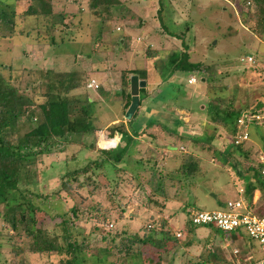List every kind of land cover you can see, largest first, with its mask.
Returning <instances> with one entry per match:
<instances>
[{
    "label": "rangeland",
    "instance_id": "obj_1",
    "mask_svg": "<svg viewBox=\"0 0 264 264\" xmlns=\"http://www.w3.org/2000/svg\"><path fill=\"white\" fill-rule=\"evenodd\" d=\"M6 1L8 5L15 8L16 12L27 9L29 5L27 1ZM121 1L126 2L124 8L117 6L108 11L105 7H101L102 17L108 22L105 25L106 29L114 28L110 37H103V40L112 41L113 38L120 37V32H122L126 37L127 46L125 50L118 52L115 47L112 50L103 44V51H100V54H94L91 58L95 59L96 57V63H91L90 59H84L83 56H76L72 59L67 55H54L51 47L47 44L50 37L55 36L57 41L63 39L67 42L88 44L90 48L87 46L85 48L87 51L92 48L90 41L98 39L100 36V24L90 16L88 0H52L54 13H65L63 22L65 27L58 25L59 28H55L54 32L49 29L46 31L48 20L44 16L40 15L38 18L28 16L25 19H16L13 35L0 37V73L5 79L16 86L18 85L22 90L27 88L26 93L33 95L32 87L30 88L28 85L36 83L38 70L55 68L57 71L72 69L84 71V86L81 85L79 89L71 93L86 95L96 103L93 105L92 111L95 117L94 124L99 128L97 133L84 139H81L78 134L71 135L68 139L63 140L66 142L54 149L51 154L39 156L35 163L37 183L28 186L31 190L48 193L55 189L58 190L64 183L69 188V192L62 191L60 198L56 196L53 198L52 205L49 206L51 208H47L46 214L38 213L37 215L39 226L50 232L61 233L57 227L61 221L57 217L58 213L69 212L74 202H79L82 209L97 205L99 213H102L96 220L84 223L83 218L82 222L78 221L75 224L86 235L91 233L92 227H94L92 224L95 221L100 224L103 230L109 229L118 233L124 230L143 233L147 225L158 226L160 223V214L151 207L152 203L149 200L152 198L151 194L144 186L138 188L140 185H136L128 173L120 172L115 177L111 176V179H108L99 169L96 172L101 173L100 176L98 175L95 180L91 181L90 179L76 181L69 178L70 176H64V179L61 177L66 172L82 168L99 156L95 148H85L84 144H94L97 149L112 150L115 148L116 145L112 146L113 143L105 146L101 139L117 141V137L120 135L117 132L111 134L108 125L118 122L113 123L110 120L115 118L127 120L121 115V102L119 94L116 92V89L120 87L122 70L139 67L142 69L146 66L149 94L144 99L145 104L141 109V113L146 119L142 124L141 115L137 121V124H142V127L146 125V122H150L148 124L159 122L169 129L181 131L185 128L184 125H197V128L191 129L190 133L204 131L205 134L211 135L218 128L212 130L213 125L208 123L203 127L204 111L209 100L208 93L212 94V97L218 91L220 92L218 96L225 100H232L238 106L247 102V90L248 92L257 90L258 92L253 94L254 99L264 100V38L262 37L264 26L260 24L259 20L252 17L256 9L255 4L243 7V4L239 6L226 0ZM33 4L37 5L36 2ZM158 8H160V15L159 12L157 13ZM240 9L243 10L242 13L249 11L251 17L248 19L243 16ZM141 19L146 22L144 23ZM117 27H120V30ZM186 28L188 31H186L185 40L192 47L193 53L197 52L195 60L211 64L212 70L215 71L219 79L218 84L227 85L224 89L218 88L212 93L207 90L205 84H202L198 76L195 75L196 82L191 85L187 82V76L172 71L167 61L169 51L171 49L179 51L180 41L176 35L184 32ZM158 33H163V35L160 37ZM165 37L170 39L172 44L163 39ZM43 42L45 45L42 44ZM161 44L167 45L169 48L152 57L147 47L161 48ZM195 47L196 50L198 49L197 51ZM248 54L254 57V61L252 63L240 62L239 59ZM90 78H93L98 84L100 83V87L106 88L109 92L108 95L97 92L100 88L86 89L85 83ZM158 89L159 92H156ZM35 101L39 103L42 102V99L36 96ZM34 109L36 110V108ZM152 111H156L157 114L150 115ZM30 126L27 122L20 125V133L27 131ZM249 132V142H244L240 148L238 147L240 154L233 160H226V156L220 154L219 143L216 144L215 141L212 146L216 151L192 148L202 159L200 166L202 175L197 178V185L186 187L178 192L174 190L175 187L170 186L167 191L171 202L165 205L164 216L170 217L169 215L173 213V216L176 217L175 220L171 218H167V220L173 236L180 245L163 255L162 264H168L171 259L174 264H195L198 259L200 260V253H204V251L199 243L188 248L183 245L185 241L192 239L187 228L190 213L198 209H217L218 202L223 203L229 198V195L221 190L222 182L227 179V168L237 172V174L235 173L237 178L253 170V167L258 169L257 154L261 151L264 152V126H252ZM148 135H155L154 141H169V144L176 146L173 137L167 136L166 138L159 127H150L145 130L142 139L149 141ZM220 136L219 141H224L227 135L222 131ZM80 141L84 144H81ZM142 146L144 147V144ZM179 149L184 150L182 146ZM232 149H235L234 152L237 153L235 146L232 145ZM158 155V161L162 164L165 174L173 172L177 165L176 160L172 158L174 154L161 150V154ZM137 156L139 155L137 154ZM122 179H125L126 183H122ZM144 180L141 184L144 183ZM171 182L178 183L172 180ZM230 198H237L236 193L233 192ZM257 207L259 209L254 208L257 213L264 210V190ZM180 213L183 214L180 215ZM102 215H106L105 219L100 218ZM178 219L184 224V227L180 229L183 225H174V227H179V230H175L171 223H179ZM190 223L197 227L194 228L195 230L200 231L195 234V241L196 238L202 239L206 236L207 228L194 225L191 221ZM180 230L182 236L178 238L175 232ZM240 234L247 242L250 252L246 251V248L240 247L241 253L238 252L235 257V254L230 251V246L233 243L231 242L230 246L225 247L222 246L223 239H220L221 258L209 257L210 260H213L211 264H233L232 260H243L248 254L255 258L262 257L259 244L250 239L244 231H240ZM88 236L93 247L101 245L99 235L90 234ZM217 238L219 239L220 236L218 235ZM78 240H81V237ZM29 242V238L16 235L0 218V264H21L23 257L26 258L25 264H67L72 258L69 252L32 253L29 251ZM114 260V257L109 256L107 260L98 262L95 258L88 257L87 264H109L108 261Z\"/></svg>",
    "mask_w": 264,
    "mask_h": 264
},
{
    "label": "trees",
    "instance_id": "obj_2",
    "mask_svg": "<svg viewBox=\"0 0 264 264\" xmlns=\"http://www.w3.org/2000/svg\"><path fill=\"white\" fill-rule=\"evenodd\" d=\"M14 1H27L29 5L27 9L16 12L15 8L8 5L6 0H0L1 38L6 35H13L16 19H25L28 16L35 18L40 15L44 16L48 20L46 31L49 29L54 32L56 31L55 28H59L58 25L65 27L63 25L65 13H54L52 0ZM227 1L239 6L243 4V7L255 4L256 9L252 17L259 20L260 24L264 26V0H249L250 4H247L248 0ZM33 2H36L37 5H34ZM87 4L90 16L94 18V21H99L100 36L98 39L90 41L92 48L89 51L85 50L88 44H77L63 41V39L57 41L55 36H51L47 44L51 47L54 55H67L72 59L76 56H83L84 59H90L91 63H96V57L95 59L91 58L94 54H100V51H103V44L109 46L112 50L115 47L118 52L125 50L127 43L122 32H120V37L113 38L112 41L103 40V37H110L114 28L106 29L105 25L108 22L102 17L101 7H105L106 10L110 11V9L117 6L124 8L126 2L121 0H88ZM158 12L160 15V8H158ZM240 12L248 19L251 17L249 11L242 13L243 10L240 9ZM117 29L120 30V27H117ZM163 30L165 31V29ZM186 31H188L187 28L184 32L176 35L180 41L179 51L175 49L169 51L167 61L172 71L185 76L196 75L199 79L203 78L207 90L212 91V93L218 88L224 89L227 85L218 84L219 79L215 71L212 70L213 66L211 64L202 61H191L193 50L185 40V37H187ZM262 37L264 38V34H262ZM88 47L90 48V46ZM147 48H149L152 57L158 55V49L151 46ZM106 51L109 50L106 49ZM84 73V71L76 69L70 71H57L55 68L38 70V80L34 85H28V87H32L33 95L26 93L27 88L22 90L18 85L16 86V84L14 85L11 81L5 79L0 73V218L16 235H22L30 239L28 245L29 251L32 253H71L72 258L67 264H87L88 257L103 262L109 256L115 259L114 261H108L109 264H162L163 255L180 245L173 236L167 220V218L173 216V213L169 215L170 217L164 216L165 205L171 202V198L167 196V191L170 186L175 187L174 190L178 192L186 187L197 185L196 180L202 175L200 168L202 159L192 148L197 147L216 151L212 143L215 141L218 144L217 142L221 138L220 133L223 131L227 135L224 140L227 141L226 150L231 154L234 153L235 149H232V145L237 149L241 145H235L233 142V137L237 132L236 121L238 117L244 110L263 108L264 100L254 99L253 94L257 93V90L252 92L247 90V102L238 106L232 100H225L223 97L218 96L220 94L218 91L212 97V94L208 93L209 100L204 111L205 118L209 124L213 125L212 130L218 128L216 132L208 135L204 131L200 132L201 134L190 133L192 132L191 129L197 128L196 125H184L185 128L181 131L169 129L159 122L155 124L146 122L144 127H136L137 125L135 126L133 123L137 122L135 118L139 115L144 99L148 96L147 86L140 88L139 107L132 118L126 120V122L122 119L116 124L108 125L111 134L117 132L120 135L118 145L112 150H105L97 149L94 144L85 145L82 142L83 140L80 141L85 148H95L99 156L89 161L82 168L66 172L61 177L64 179V176H70L69 178L76 181L87 179L91 181L95 180L101 173L108 179H111V176L115 177L120 172L128 173L132 181L136 185H140L138 188L144 186L147 192L151 194L152 198L149 199L152 203L151 207L160 214V223L158 226L147 225L143 233L131 230L118 233L109 229L103 230L100 224L95 221L92 224L94 227L88 235H99L101 245L93 247L89 241V236L82 233L75 224L78 221L82 222L83 218L84 223L99 218L102 213H99L100 210L97 205L82 209L79 202H74L69 212L58 213L57 217L61 221L57 227L61 233L50 232L39 226L37 215L38 213L46 214L47 208L52 205L53 198L55 196L60 198L62 191L69 192V188L64 183L58 190L38 193V191L31 190L28 187L37 183L35 163H37L39 156L51 154L54 149L66 142L63 140L68 139L71 135L78 134L81 139H84L93 133H97L99 129L94 124L95 117L92 111L93 105L96 104L95 101L90 100L86 95H73L71 93L79 89L81 85L84 86ZM132 75H137L139 79L145 81L148 78L146 68L121 71L120 87L116 89V92L119 94L122 107L121 115L123 117L131 103L130 77ZM92 79H87L86 89ZM99 84L97 89H100L97 92L108 95L107 89L100 87ZM36 96H39L42 102L37 103L35 101ZM26 122L31 125L30 128L24 133H20V125ZM128 124L130 128L127 126ZM155 126L159 127L166 138L167 136L173 137L176 146L175 144H169V141L164 144L154 141L156 139L155 135H148L149 141L142 139L144 131ZM104 144L108 146L109 142L104 141ZM181 145L184 150L179 149ZM162 149H165L166 153L174 154L172 158L177 162L175 170L168 174H165L157 157L158 154H161ZM219 152L220 154L224 153ZM225 158L226 160L234 159L231 156ZM257 168L253 167L256 176L255 184L249 183L245 188V197L249 202H251V196L256 187L264 189V181L260 176L258 166ZM99 169L101 173L96 172ZM122 180V183H126L125 179ZM143 180L144 183L141 184ZM171 180L178 183L173 184ZM220 204L219 208H223L225 205L221 202ZM176 212L178 213V210ZM105 216L102 215L100 218L105 219ZM199 226L207 228L208 232H206L204 238H196L195 241V234L199 230L194 229L197 227L192 226L189 219L187 228L192 239L185 241L183 245L188 248L199 243L203 247L204 253H200V260L198 259L195 264H211L213 260H210L209 257L213 259L221 258L220 239L224 240L231 237L232 234H236L238 231L223 232L211 225ZM218 235L220 236L219 239L217 238ZM79 237H81V240H78ZM22 261L25 264L26 258L23 257ZM168 264H174L173 260H169Z\"/></svg>",
    "mask_w": 264,
    "mask_h": 264
},
{
    "label": "built area",
    "instance_id": "obj_3",
    "mask_svg": "<svg viewBox=\"0 0 264 264\" xmlns=\"http://www.w3.org/2000/svg\"><path fill=\"white\" fill-rule=\"evenodd\" d=\"M247 4H250L249 0ZM254 57L246 55L240 58L242 63H252ZM189 83H195L194 77L188 79ZM90 89H97L98 83L92 79L88 85ZM237 132L233 137L235 145L242 144L249 139V128L253 125L264 126V107L257 110H244L237 119ZM257 166L264 181V152L257 155ZM240 195L236 200H227L223 208L213 210H193L190 213V221L194 225H211L223 232L244 231L252 240L256 241L261 249L262 257L253 258L249 255L242 261L232 260L233 264H264V214L259 215L251 208L250 203L239 189ZM175 235L180 238L182 232L176 231ZM233 254L237 257L238 251Z\"/></svg>",
    "mask_w": 264,
    "mask_h": 264
},
{
    "label": "crops",
    "instance_id": "obj_4",
    "mask_svg": "<svg viewBox=\"0 0 264 264\" xmlns=\"http://www.w3.org/2000/svg\"><path fill=\"white\" fill-rule=\"evenodd\" d=\"M227 1V0H226ZM231 3V2H230ZM203 12V11H202ZM201 13V12H200ZM159 35H160V37H161V35H163V33H158ZM164 34H166V33H164ZM149 35H151L150 33H149ZM151 37V36H150ZM163 37V36H162ZM170 38V37H169ZM171 38H173L172 36H171ZM163 39H166L168 42H170L171 44H172V42L170 41V39H168L167 37H165V38H163ZM162 39V40H163ZM175 40V39H174ZM175 41H177V40H175ZM167 44H169V43H167ZM160 47L161 48H159V47H153L152 46V48H155V49H157L158 48V55L162 52V50H165L166 48H169L167 45H163V44H161L160 45ZM195 50H196V47H195ZM198 50V49H197ZM196 50V51H197ZM196 53L197 52H195V53H193V54H191V61L192 62H198L197 60H195V55H196ZM145 63V62H144ZM144 66H145V64H144ZM140 68V67H139ZM138 68V69H139ZM143 69L144 68H146V66L145 67H142ZM135 69V68H134ZM192 77H194L195 78V75H192V76H187V82H188V79L189 78H192ZM196 79V78H195ZM201 81H202V84H204V79L202 78V79H200ZM189 84H191L192 85V83H189ZM194 84V83H193ZM146 86H147V81H146ZM159 92V89L158 90H156V92ZM153 93V92H152ZM148 94H149V90H148ZM144 104H145V101L143 102V105H142V107L144 106ZM142 107H141V109H142ZM141 109H140V113H139V115L135 118L136 119V121H139V119H140V116L142 115V117H141V119H140V121H141V123L143 124V123H145V119H146V117H143L144 115H143V113H141ZM152 114H157L156 113V111L154 112V111H152V113L150 114V115H152ZM123 118H125V117H123ZM191 118H194L193 116H191ZM111 122H113V123H115V122H119V121H121V119L120 118H115V119H112V120H110ZM124 122H126V120H123ZM187 123H190L189 121H187ZM207 119L205 118V112H204V118H203V127L206 125L207 126ZM133 124H135V126L136 127H139V128H142V124H137V122L136 123H133ZM209 124V123H208ZM139 125V126H138ZM129 128H130V125L128 124L127 125ZM187 126H190V125H188L187 124ZM192 126V125H191ZM197 126V125H196ZM202 127V128H203ZM138 129V128H137ZM117 137V136H116ZM118 138V140L117 141H115V140H110V139H101V141H108L109 142V145H111L112 143V146H117L118 145V143H119V141H120V136L119 137H117ZM157 142H159L160 144H164V143H166L167 141H157ZM247 142H249V141H246L245 143H247ZM217 143H219V150L221 151V152H224V153H222L224 156L226 155L227 156V158H229L230 156L231 157H233V158H235L236 156H239V154H240V151L237 149L236 151H237V153L236 152H234V153H230V152H228L227 150H226V146H227V141H218ZM115 146V147H116ZM182 146V145H181ZM191 147V146H190ZM186 149V148H185ZM162 150H164V151H166L165 149H162ZM262 152V151H261ZM260 152V153H261ZM258 153V152H257ZM259 154V153H258ZM257 154V155H258ZM235 170H236V168H235ZM226 171H227V179H224V181L222 182L223 184H221V190H223L226 194H228L229 196V198H227L226 200H225V202L227 201V200H236V199H238L239 198V195H240V192H239V189H242L243 190V195L245 196V188H246V185L247 184H249V183H252V184H255V172L253 171V170H250L249 172H246V173H244V175L241 177V176H238V178H237V176H235V173L237 174V172H234V171H232V169H230V168H227L226 169ZM263 190L264 189H261V188H255V190L253 191V193H252V196H251V202H249L250 203V206H251V208L254 210V208L256 209H259L258 207H257V204H258V201L260 200V198L262 197V194H263ZM233 192L234 193H236V195H237V198H230L231 197V195H233ZM247 199V198H246ZM248 200V199H247ZM225 202H223V204L225 203ZM221 206V204H220V202H218V208ZM254 212L255 213H257L255 210H254ZM183 213H180V215H182ZM257 214H259V215H262V214H264V210H262V212L260 213H257ZM178 215H179V213H178ZM171 219L173 220H175L176 219V217H171ZM179 220V223H177V224H173V223H171V226H172V228L173 229H175V230H179V227H174V225H183L182 227H180V229H182L183 227H184V224L182 223V222H180V219H178ZM206 234V233H205ZM231 239H233V241H230ZM224 243H223V245L222 246H225V247H228V246H230V243L232 242L233 244H231V246H230V251H232L231 253H233V251L234 250H237L238 252H240V247H243V248H246V251H249L250 252V250H249V246L247 245V242H245L244 241V239L241 237V234H240V231H238L236 234H232V236L231 237H227V238H225L224 240ZM246 243V244H245ZM234 245V246H233ZM246 245V246H245ZM251 245V244H250ZM239 246V247H238ZM226 249V248H225ZM227 249H229V248H227ZM241 253V252H240ZM249 255H251V254H248V256ZM251 256H253V255H251ZM253 258H255V257H253ZM259 258V257H258ZM245 259V258H244ZM240 261H242V260H240Z\"/></svg>",
    "mask_w": 264,
    "mask_h": 264
},
{
    "label": "water",
    "instance_id": "obj_5",
    "mask_svg": "<svg viewBox=\"0 0 264 264\" xmlns=\"http://www.w3.org/2000/svg\"><path fill=\"white\" fill-rule=\"evenodd\" d=\"M146 86V81L139 79L137 75H132L130 77V94H131V103L126 110L124 115L125 119L130 120L137 108L139 107V89Z\"/></svg>",
    "mask_w": 264,
    "mask_h": 264
}]
</instances>
